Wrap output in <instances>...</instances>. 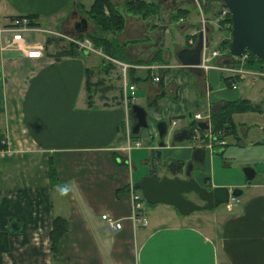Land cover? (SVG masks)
I'll return each mask as SVG.
<instances>
[{"label": "crops", "instance_id": "obj_1", "mask_svg": "<svg viewBox=\"0 0 264 264\" xmlns=\"http://www.w3.org/2000/svg\"><path fill=\"white\" fill-rule=\"evenodd\" d=\"M78 1L85 10L93 3L0 0V28L18 16L38 14L39 26L53 30L67 26L75 33L76 22L86 18L77 10ZM183 1L195 6L194 0ZM158 2L160 15L147 21L127 15L119 38L148 39L130 47L134 59L151 60L162 36L165 44L168 39L175 41L177 50L190 47L193 38L186 37L199 30L193 16L178 20L190 21L187 29L178 22L175 29L168 22L171 0ZM152 24L165 29L154 34L157 28L151 29ZM41 32H25L19 46L9 44L11 33L0 38V130L8 145L0 150V245H4V249L0 247V264H53L49 233L56 216L68 222L62 238V264H264V175L256 180L260 171L255 170L249 182L245 178L232 185L214 180V155L222 154L230 144H241L240 137L232 136L225 146L215 147L208 155L202 149L201 162L193 158L198 148L191 146L189 139L160 149L163 161L192 162L199 184L241 187L239 198L212 209L207 217L194 211L182 215L171 205L157 203L145 226L128 218L130 186L149 174L157 162L152 158L156 143L148 142L150 134L157 136L156 122L166 120L173 135L185 130L190 134L196 112L210 117L214 106L250 100L237 87L249 77L236 76L227 84L223 79L226 74L218 69L195 74L170 54V43L165 52L168 61L151 64L160 69L129 63L123 70L120 61L106 59L99 49L62 55L69 40L50 33L31 37ZM48 38L53 41L47 43ZM33 45L42 47V56L27 55ZM88 72L95 91L93 106L88 105ZM155 73L160 75L159 81L152 79ZM130 85L135 87L133 95ZM260 102L253 101L259 105L254 111L233 115L249 120L240 122L242 134L249 131L245 124L264 133V104ZM132 103L144 107L147 116L148 126L137 133L132 132ZM133 155L144 166L140 174L133 171L137 169ZM52 168L57 182L52 179ZM54 194L60 201L55 209ZM106 213L121 219L119 230L112 232L106 227L102 219Z\"/></svg>", "mask_w": 264, "mask_h": 264}, {"label": "water", "instance_id": "obj_2", "mask_svg": "<svg viewBox=\"0 0 264 264\" xmlns=\"http://www.w3.org/2000/svg\"><path fill=\"white\" fill-rule=\"evenodd\" d=\"M214 6V11H219V5L222 3L228 7L231 18V38L228 43V52L233 56H240L246 51H249L254 56L264 61V0H211ZM207 0H204V4ZM88 29L87 18H81L76 22L75 33L84 34ZM164 25L157 28L154 34L159 30H164ZM206 32H210L209 27L205 28ZM207 37L203 30H199L197 39L192 47H182L177 53V59L191 72L201 75L202 70L196 66L199 63L200 50L203 47L204 40ZM227 61V60H226ZM264 102V98H263ZM259 108V105H255ZM131 112L135 119L132 127V132L137 133L139 128L148 126L147 116L144 107L139 104H131ZM212 126L206 121H197L196 128L203 132L205 129ZM156 130L158 141L153 148V155L157 164H155L154 172L147 174L141 178L134 186L143 195L146 203L154 205L157 203L168 204L182 215L190 214L196 210H212L213 208L228 203L231 198H237L243 193V189L235 187L229 189L226 186H214L211 189L202 186L194 179H188L189 173L193 169V164L190 161H184L181 164L171 158L163 161L161 158V148L167 146L165 137L168 134L169 124L166 120L156 122ZM205 133V132H204ZM173 136V135H172ZM190 134L185 130L176 133L173 136V142L183 141L188 139ZM151 140H154L152 135ZM218 152L222 153V150ZM193 158L199 162L203 158V150L196 149L193 153ZM183 164H187L185 174L181 177L159 176L158 171L167 169L170 173H176L183 169ZM243 173L246 179L251 180L255 176V169L250 166L243 168ZM188 193H195L203 203L196 202L187 198Z\"/></svg>", "mask_w": 264, "mask_h": 264}, {"label": "rangeland", "instance_id": "obj_3", "mask_svg": "<svg viewBox=\"0 0 264 264\" xmlns=\"http://www.w3.org/2000/svg\"><path fill=\"white\" fill-rule=\"evenodd\" d=\"M86 1L89 2L90 0H86ZM111 1H112L113 4L117 5L120 9L123 8V0H111ZM81 3H82L81 1H78L77 5H79ZM183 4H186V6H188L187 10H189V11H186L188 13L186 14V17H184V18H192L191 16H193V18L196 19V21L199 23V27H198L199 30L201 29L202 18H204L205 21L211 20V22H209V26H211V29H212L211 32L209 33V38H210L209 49L217 48L219 46L220 41H222V39H224V38H226L228 36L227 34H228V26H229V24L228 25L225 24V25H222V27H219L217 24L212 22V20H214L215 16L213 14H210V12H209L210 9H206L205 10L202 7V11H201L199 6L196 3H194L195 6H191L190 4L185 3V1H183V0H171L170 7H173V10L171 12H176V10L181 8V5H183ZM90 7H88V8H90ZM83 8H85V7H83ZM80 9H81L80 7L77 8L78 12L82 13L88 20L89 16L85 14V12L87 10L83 9V12H82ZM106 11L108 12L107 8H106ZM128 15H132V14H128ZM132 16H135V15H132ZM126 19H127V16H126ZM168 22H169V24L173 25V27L175 29H178V26L182 25V24H185V28L187 29V27H189L188 26V24H189L188 22H190V21H186V20L183 21V22L182 21H178V23H180L178 26H177L178 23L177 22H172L171 18H170V20H168ZM126 23H127V20L125 21V26H126ZM39 25H34V26H39ZM41 25H43V24L41 23ZM125 26H124V28L122 30H120V31L115 33V38H116V40H118L121 43L125 42V41H131V40L135 41V42L129 43L126 46V52L125 53L132 61H135L134 63H131V64H140L139 61H144V60L134 59L129 54V49H130V47L131 48L134 47L135 44H137V43L147 42L148 39L147 38L134 37V38L121 40L119 38V34L124 31ZM94 27H95V24L92 21L88 20V29H87V31L93 30ZM41 28L48 29V30H51V31H56V32H59V34L68 35L70 37H73L74 40H79V41L85 42V40L88 39L87 37L84 38L83 40L79 39L78 36H77V33H72L73 29L71 27H67V26H64V27L58 28V29H54V30L51 29V28H48V27H41ZM195 30H197V29H195ZM87 31H86V33H87ZM46 33H49V32L43 31V32L39 33L37 36L34 35V33H32L31 37L33 39H36V37H37V39H38V37H40V34L45 35ZM193 34H198V32H195ZM57 36H59V35H57ZM170 38H172V35H170ZM68 40L71 41L70 39H68ZM88 40L91 42V45L93 46L94 51H96L97 48H95L93 42L90 39H88ZM170 40L171 39L167 40V44L170 43ZM74 43H76V42H74ZM167 44H165L164 37L162 36L159 39V43L157 44V46H156V48L154 49V52H153V56H155L156 51L161 48L162 54H161L160 59L164 63L168 61V58L167 59L165 58V52L167 51V49H166ZM168 48H169L170 54L172 56H174V55L176 56L177 51L180 49V48H178V50H177V45H176L175 41H173V43H170ZM94 51H91V52H94ZM99 51L101 52L102 49H99ZM104 56H105L106 59L116 60V59H113V58H111L110 56H108L106 54H104ZM176 58H177V56H176ZM247 61L245 62L244 65H245V68L250 70V75H246L245 77L248 76L249 78H245L246 79L245 81H239L237 83V87L240 90V92L242 93V95H245L246 97L250 98L251 102H253V101L260 102L261 101L260 103L264 104V102H263L264 93H262L264 91V80L262 79V77L259 74L255 73V72H258V71L262 70V68L264 70V64L259 63V64H254V65H249V64H247ZM145 62H148V61H145ZM122 63L129 65L128 62L126 63L124 61H120L121 65H122ZM121 67H123V66H121ZM259 67H261V68H259ZM224 73L226 74L225 71H224ZM250 78L255 79V81H252L253 79H250ZM94 93H95V91L93 90V104H94ZM87 98H88V95H87ZM96 99L98 100L97 97H96ZM88 102H89V98H88ZM88 105H89V103H88ZM217 106H214L213 109L215 110L217 108ZM247 112H250V111H247ZM232 119H233V122L235 123L234 133L233 132H231V134H227L226 133L227 132L226 126L228 127L229 126L228 124L225 125V127L223 129L219 130L217 134H214L212 132V134L214 136H216V140L213 142V145H212L213 149L215 147H219V146L223 147V146H225L227 144V142H229V139L232 136L241 138V140L237 138V141L240 140L241 144L240 143L239 144H230L227 148H225L226 150L222 154L214 155V158H213V161H212L213 164H214V167H213L214 168V180H216L217 182H229V183H231V185H232V183H238V182H241V181L245 180V176H244V173H243V168L245 166H250V167L254 168L256 171H260V172L257 173L256 180L258 178H260L262 175H264V141H262V139L264 137V133H262V131L257 129V128L250 130L249 127H248V124H245L247 130H249V131L247 132V134H242L241 133L242 132V123L240 124V122L242 120L243 121H249V120L248 119H244V118L239 117V116H232ZM172 133L173 132H172V130L169 127L168 134L165 137V140H166L167 144L173 142V136L174 135ZM151 136H152L151 134L148 136V142L149 143H156L158 141V137L156 136L154 138V140H151V138H150ZM188 139L190 140V136H189ZM258 139H261L260 142L257 143V144L254 143V141L258 140ZM189 140H188V142H189ZM5 142H6V140H5ZM205 142H207V139H205ZM142 143H144V140H142ZM198 149L205 150L207 155L212 152V150H210L209 148H205V149L204 148H198ZM133 154H134V152H133ZM146 154H147V152L145 153L144 156H146ZM152 156H153V154H152ZM134 161L136 163L137 169H135L133 171L135 173L138 172V174H140L141 172H143L144 166L141 164V162L139 160V157L137 158V157L134 156ZM192 174L193 173L191 171V173H189V175H192ZM158 175L159 176L165 175V176H169V177H181L182 176L181 174L170 173L166 168L165 169L163 168L160 171H158ZM219 186L228 187L227 185H223V184L222 185L220 184ZM229 189H232V188H229ZM188 196H190L189 199L193 198L194 201H196V202L198 201V200H196L194 195L189 194ZM58 200L59 199L54 194V209H55V207L59 208L60 201H58ZM152 206H154V205H149L147 203V206H146V217H147V219L151 216V208H152ZM217 207H215V208H217ZM221 208H223V207H221ZM208 212H211V210L202 209V210L194 211L193 213L196 214V215H201V216L207 214L206 215V217H207V216L210 215V213H208ZM202 219H203V222L207 221V219L205 220L204 217H202Z\"/></svg>", "mask_w": 264, "mask_h": 264}, {"label": "trees", "instance_id": "obj_4", "mask_svg": "<svg viewBox=\"0 0 264 264\" xmlns=\"http://www.w3.org/2000/svg\"><path fill=\"white\" fill-rule=\"evenodd\" d=\"M202 1L203 8L210 9V14H213L214 16L217 15V12L214 11V4L211 0H207V2L204 4V0ZM222 4V3H221ZM80 7L81 11L83 12V5L79 4L77 8ZM206 7V8H205ZM220 8V5L218 6ZM106 8L108 9V12L106 11ZM218 8V9H219ZM189 11L184 8H179L176 10V12L170 13V18L172 22H178L180 18L186 17V14ZM161 8L158 0H123V8L120 9L117 5L113 4L111 0H93V3L91 4V7L89 10L85 12L86 15L89 16L88 20L92 21L95 24V27L91 31H87V33L84 34H77L78 38L83 40L84 38L90 39L95 48L102 49L104 54L110 56L113 59H116L118 61H124L128 63H134L135 61H132L127 55H126V46L135 41H125V42H119L115 38V33L122 30L125 26L126 16L128 14H132L135 16H139L143 20H149L153 17H156L160 15ZM26 17H29L31 21V25H39V15L38 14H27L24 15ZM22 17V16H18ZM229 24L228 26V36L219 43V47L223 50H227L229 38L231 37L230 31H231V18L228 16L226 20ZM157 28L156 25H151V29ZM209 29L211 27L209 26ZM212 30V29H211ZM230 34V35H229ZM54 36V35H53ZM56 37V36H55ZM58 38H64L57 36ZM189 37H192L194 41L197 38V34L192 36H187L186 40H188ZM53 39H55L53 37ZM52 38L47 39V43H51L53 41ZM210 40V38H209ZM137 42V41H136ZM82 50H79V45L76 43L69 41L68 48L64 52H61L62 55H69V56H75L80 55ZM162 51L161 48L158 49L155 53V56L149 60L148 62L145 61H139L140 64H154V63H162L160 57H161ZM105 59V58H104ZM264 64V61L260 58L254 56L252 53L249 52V59L247 61V64L254 65V64ZM128 72L134 73L133 69H129ZM224 81L228 84H230L231 79L230 78H224ZM86 86L88 88V98H89V105H93V84L91 82V74L87 73V80H86ZM256 104H253L250 100L246 98H241L238 100L233 101H226L224 105L217 107L215 110H213L210 114V124L212 126V132L214 134H217L219 130L223 129L225 125L226 126L227 134H231V132L234 133L235 123L233 122L232 116L236 113H244L247 111H253ZM191 128V135H193L195 132L199 131L196 128L195 121H192L190 123ZM5 136L0 130V140L4 139ZM8 145L6 142L0 143V150L7 149ZM222 147V146H219ZM155 158V157H152ZM154 172V165L151 166V170ZM51 176L54 182H57L56 174L53 168L51 169ZM248 182L250 180L246 179ZM147 204V203H146ZM68 229V222L67 220L62 216H56L53 220V228L49 233L50 237V250L52 253V261L53 264H62V238L65 234V232ZM1 237V235H0ZM4 238L6 236L4 235ZM2 241L0 240V243ZM1 248L4 247V245H0ZM4 249V248H3Z\"/></svg>", "mask_w": 264, "mask_h": 264}, {"label": "built area", "instance_id": "obj_5", "mask_svg": "<svg viewBox=\"0 0 264 264\" xmlns=\"http://www.w3.org/2000/svg\"><path fill=\"white\" fill-rule=\"evenodd\" d=\"M194 2L199 6L200 10L202 11L201 0H194ZM229 15L230 12L228 7H226L225 5H221L219 11L217 12V15H215L214 20H212V22L217 24L219 27H222V25L225 24L228 25V22L226 20ZM209 22L211 21H205L204 18H202L201 28L204 30ZM38 30L49 32L54 36L59 35L60 37H64V38L67 37L66 39H70L72 42L74 41L79 45V50L84 49L89 52L94 51V48L88 39L85 40V42L74 40L73 37H70L68 35L59 34V32L56 31H51L48 29H43L40 26L31 25V21L29 17L26 16L17 17L13 20V22L10 25L0 28V38L1 35L5 32L11 33L12 39L8 40L9 44L12 46H19V42L23 40V34L25 32L38 31ZM189 43L193 44V41L190 40ZM27 55L30 57H40L43 55V49L38 45H33L32 47H29V49L27 50ZM248 59H249L248 51H246L240 56H233L230 55L227 50H223L220 47L209 49L208 41L207 42L204 41L203 47L200 51L199 63L196 66H198L202 71H208L210 69H218L219 71H223V72L225 71L226 76L230 78L236 76L243 77L246 75H250V70L245 68L244 65ZM122 66H123V70H125L128 67V65L124 63H122ZM149 67L152 69H160V66L158 65H150ZM255 73L259 74L261 77H264V70H260ZM152 79L154 81H159L160 75L158 73H155ZM232 87L235 88V84H232ZM129 89L131 90V93L133 95V91L135 89L134 85H130ZM125 98L128 101L126 102L127 104L131 102V100L126 96ZM194 120L195 121L203 120L209 124L210 117L209 115L205 116L199 112H196L194 114ZM129 138H130V134L128 131L127 139ZM205 139H207V142H205ZM215 140H216V136H214L212 134V131L208 128L206 130V137H203L199 133L194 134L190 139V145L195 148H204V149L209 148L210 150H213L212 145ZM4 142L5 139L0 140V143H4ZM135 145L139 146L140 144L139 142L136 141ZM127 149H130V146H127ZM130 193H131V208L128 218L135 225L145 226L147 224V217L145 212V203H146L145 199L139 190L134 189L133 185L130 186ZM102 219L105 221L106 227L112 232H115L122 227L121 219L113 218L111 215L107 213L102 215Z\"/></svg>", "mask_w": 264, "mask_h": 264}, {"label": "flooded vegetation", "instance_id": "obj_6", "mask_svg": "<svg viewBox=\"0 0 264 264\" xmlns=\"http://www.w3.org/2000/svg\"><path fill=\"white\" fill-rule=\"evenodd\" d=\"M155 156V155H154ZM155 164H157V162L155 163ZM186 167H187V164H183V169H181V171H177L175 174H181L182 176H184V172H185V170H186ZM154 169H155V165H154ZM191 173V172H190ZM188 179H194L195 180V178H194V176H193V174L192 175H189L188 176ZM202 185V184H201ZM202 186H205L206 188H208V189H211V187L209 186V185H207V184H204V185H202ZM189 194H192V195H194V197L196 198V200H198L197 202H200V203H203L201 200H200V198L195 194V193H188L187 195H185L187 198H190V196H188ZM192 200H193V198H192Z\"/></svg>", "mask_w": 264, "mask_h": 264}]
</instances>
